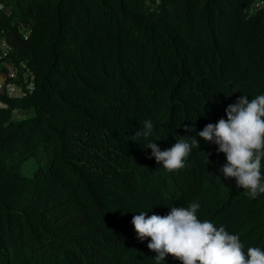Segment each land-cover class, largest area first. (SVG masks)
<instances>
[{"label":"trees","instance_id":"16d2710c","mask_svg":"<svg viewBox=\"0 0 264 264\" xmlns=\"http://www.w3.org/2000/svg\"><path fill=\"white\" fill-rule=\"evenodd\" d=\"M0 39V74H34L31 94L0 97V264H153L132 216L192 199L264 248V193L218 182L215 144L169 172L132 137L151 119L170 147L264 91V0H0Z\"/></svg>","mask_w":264,"mask_h":264},{"label":"clouds","instance_id":"9594fccd","mask_svg":"<svg viewBox=\"0 0 264 264\" xmlns=\"http://www.w3.org/2000/svg\"><path fill=\"white\" fill-rule=\"evenodd\" d=\"M233 89L232 94L235 93ZM231 94V95H232ZM228 95L226 97H230ZM225 116L215 123L206 124L197 131L195 126H185V131L194 135L175 136V143L161 149L153 139L155 127L151 119H145L132 136L143 140L144 148L151 149L150 156L157 164L171 172L182 169L199 139L216 145L225 162L212 174L218 182L233 178L235 186L245 189L250 198L264 193V176L261 162L264 160V91L249 99L242 93L226 106ZM206 155V154H205ZM206 159L208 157L206 155ZM209 161V160H208ZM164 215L142 210L135 212L131 224L137 238H147V248L155 253L153 264H166L171 255L180 264H264V248L249 246L245 250L240 235L230 232L224 225H216L201 219L199 199H192L180 206H167Z\"/></svg>","mask_w":264,"mask_h":264},{"label":"built area","instance_id":"2783aa9c","mask_svg":"<svg viewBox=\"0 0 264 264\" xmlns=\"http://www.w3.org/2000/svg\"><path fill=\"white\" fill-rule=\"evenodd\" d=\"M260 5L263 2H258ZM258 7V8H259ZM13 51L11 43L5 39H0V61L9 58ZM34 74L30 68L24 63L19 66H9L7 74H0V97L6 94L12 97H24L32 93L34 87ZM0 106H4L0 100Z\"/></svg>","mask_w":264,"mask_h":264},{"label":"rangeland","instance_id":"374dc122","mask_svg":"<svg viewBox=\"0 0 264 264\" xmlns=\"http://www.w3.org/2000/svg\"><path fill=\"white\" fill-rule=\"evenodd\" d=\"M258 2H259V1H255V2L251 5V7H250V9H249L251 13L255 12V11L258 9V7H259V5H260ZM24 115H25V113H21V112H18V111H16V113H15V117L18 118V119L22 118Z\"/></svg>","mask_w":264,"mask_h":264}]
</instances>
